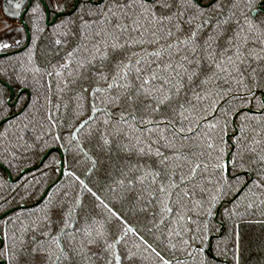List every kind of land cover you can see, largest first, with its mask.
<instances>
[{"label":"snow or ice","instance_id":"snow-or-ice-1","mask_svg":"<svg viewBox=\"0 0 264 264\" xmlns=\"http://www.w3.org/2000/svg\"><path fill=\"white\" fill-rule=\"evenodd\" d=\"M4 11L0 169L36 175H0V264H264V0Z\"/></svg>","mask_w":264,"mask_h":264},{"label":"trees","instance_id":"trees-1","mask_svg":"<svg viewBox=\"0 0 264 264\" xmlns=\"http://www.w3.org/2000/svg\"><path fill=\"white\" fill-rule=\"evenodd\" d=\"M0 1H2V0H0ZM46 2H47V0H46ZM53 2H54V0H53ZM50 17H52L51 11H50ZM23 19H24V22L26 23V25H27V27L29 28V31H30V26L28 24V14L27 13L24 14V18ZM14 21L19 22V19L18 18L14 19ZM24 43H25V39H24V41L21 44H24ZM29 43H30V41H29ZM16 50H18V49H14L13 52L11 54H8V55L9 56H14L16 54H21V55L23 54V50H20V51H16ZM45 162H47V161H45ZM82 163H86V160L82 161ZM8 171L10 172L12 178L15 179V181H13V182L22 183L24 180H28V181H32L34 183L32 178H33L34 175H36L35 169L25 173L24 176L21 177L19 180L17 179V173H16L15 170L9 169ZM0 175H4L5 178L7 179V173L3 169H0ZM36 178L37 179H42V177H39V176H36ZM13 182L9 181V187H11ZM117 207H119V205H117ZM221 211H222V209H221ZM219 218H220L219 215H217L215 217V219H213L212 223L215 224L219 220ZM132 219H133V222H135L134 217H132ZM3 227H4L3 222L0 221V230H2ZM7 227L9 229V232H11L12 225L9 224ZM240 231H241V234H242L241 245H242V262H243V260L248 257L247 248H248V245H249L250 242L254 245V248H253V251H252V257L255 258V256L257 255V253L255 251V247H258L260 240L264 239V235H262V233H264V229H262L259 225L253 224L251 226H248V225L243 226L240 229ZM223 235H224L223 233L214 234L213 239H212L213 245H215L216 239L218 237H222ZM129 239L131 240V236H129ZM2 246L3 245H1V247ZM36 259L39 260V257H37ZM249 264H252L251 260H249Z\"/></svg>","mask_w":264,"mask_h":264},{"label":"crops","instance_id":"crops-1","mask_svg":"<svg viewBox=\"0 0 264 264\" xmlns=\"http://www.w3.org/2000/svg\"><path fill=\"white\" fill-rule=\"evenodd\" d=\"M0 36H3L4 34L10 32L8 31V28H11L14 33H16L18 39L22 42L25 39V33L24 31H21V25L19 22L14 21V19L9 18L2 7V1H0ZM5 25L8 26V28L5 27ZM22 34V35H21ZM24 38V39H23Z\"/></svg>","mask_w":264,"mask_h":264},{"label":"water","instance_id":"water-1","mask_svg":"<svg viewBox=\"0 0 264 264\" xmlns=\"http://www.w3.org/2000/svg\"><path fill=\"white\" fill-rule=\"evenodd\" d=\"M2 7H3V9L6 7V0H2ZM6 14V13H5ZM24 14L25 13H22V15L21 16H18V17H9L7 14V16L9 17V18H11V19H19V23H20V25H21V27H23L24 28V33H25V43L24 44H28L29 43V41H30V31H29V29H28V27H27V25H26V23L24 22ZM47 19H49V13H48V16H47ZM23 42V41H22ZM21 42V43H22ZM20 50H22V49H18V50H16V51H20ZM13 52V51H12ZM12 52H10L9 54H11ZM4 170V169H3ZM31 170H34V169H29L28 171H26L25 173H27V172H29V171H31ZM9 172V171H8ZM7 179L9 180V181H11V182H13L14 181V179L12 178V176H11V174H10V176L8 175V173H7Z\"/></svg>","mask_w":264,"mask_h":264},{"label":"rangeland","instance_id":"rangeland-1","mask_svg":"<svg viewBox=\"0 0 264 264\" xmlns=\"http://www.w3.org/2000/svg\"><path fill=\"white\" fill-rule=\"evenodd\" d=\"M7 35V37L11 40V39H18L16 33H14V31H10L6 34H4L3 36ZM22 35V34H21ZM24 39V38H23Z\"/></svg>","mask_w":264,"mask_h":264},{"label":"flooded vegetation","instance_id":"flooded-vegetation-1","mask_svg":"<svg viewBox=\"0 0 264 264\" xmlns=\"http://www.w3.org/2000/svg\"><path fill=\"white\" fill-rule=\"evenodd\" d=\"M49 21H51L52 20V17H50V11H49V19H48ZM29 29V28H28ZM32 171V170H31ZM14 181H15V179H14ZM1 245L2 244H0V247H1Z\"/></svg>","mask_w":264,"mask_h":264}]
</instances>
